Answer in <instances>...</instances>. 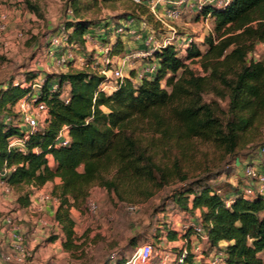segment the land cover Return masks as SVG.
<instances>
[{
    "label": "trees",
    "instance_id": "1",
    "mask_svg": "<svg viewBox=\"0 0 264 264\" xmlns=\"http://www.w3.org/2000/svg\"><path fill=\"white\" fill-rule=\"evenodd\" d=\"M23 1L40 15L36 4ZM148 2L67 0L73 20L58 33H65L70 46L86 53L87 34L95 33L103 41L109 27L88 17L90 13L122 3L129 9L125 20L148 23L136 15L139 10L147 14ZM200 14L215 24L204 39L206 52L194 43L181 56L175 45L156 50L154 74L138 78L132 72L112 91L101 89L109 80L89 66L30 72L22 82L0 86V171L9 169L1 179L19 190L28 188L16 200L20 208L30 205L34 190L59 179L51 190L58 200L53 219L65 236V248L77 247L72 209H83L94 187L124 202L148 200L166 186L178 185L170 199L187 218L199 211L195 219L208 234V251H223L229 264H264V200L244 198L237 187L228 198L212 184L231 174L247 144L259 145L257 135L264 129V59L250 58L264 43V0L206 5ZM188 60L197 62L202 72L187 65ZM41 77L38 99L48 106L49 119L30 134L24 151L10 148L13 139L26 135L14 106L33 92ZM64 91L68 102L62 99ZM65 126L70 142L58 146L56 137ZM167 237L173 241L179 234L167 230ZM57 239L54 235L50 241ZM194 257L190 252L184 264H196Z\"/></svg>",
    "mask_w": 264,
    "mask_h": 264
},
{
    "label": "rangeland",
    "instance_id": "2",
    "mask_svg": "<svg viewBox=\"0 0 264 264\" xmlns=\"http://www.w3.org/2000/svg\"><path fill=\"white\" fill-rule=\"evenodd\" d=\"M66 1L31 0L33 4L38 6L39 15L29 10L23 0H1L0 7L2 11L13 8L18 11L16 16L20 25L18 29L23 30L24 37L18 40L15 39L8 50L0 49V85H2L3 80L11 76H20V80L17 82H22V80H25L26 74L30 72L46 73L48 70L66 72L71 66L74 69H82L85 67L82 65L84 57L88 59V62H92V57L96 55L94 51L81 52L83 54L81 56L80 52L76 50L77 45H74L77 46L74 48L76 52H72L75 60L67 66H57L54 63V58L47 56L50 38L59 34L58 30L67 22L73 20V15L68 10ZM149 4L148 2V6ZM164 7H167V3L162 0L158 3L159 13L163 12ZM128 10L122 3H118L115 7L102 5L96 12H92L88 16L109 24L106 33L101 36L104 40L100 43L89 44V48H94L93 45H95L97 51L99 50L97 56L99 55L101 61L96 70L100 72L105 68L104 59L106 54L104 51L106 49L111 50L113 60L117 62V65L123 67L124 76L128 78L132 72L136 75L143 73L149 64L158 66V61L155 60L153 52L155 43L150 45L145 43L151 35L154 37L155 42L160 44L169 35V30L172 27L179 36V39L175 41V46L180 50L179 56H181L185 52L183 50L193 43L202 52H206L207 46L204 44V39L211 34L209 29L213 32L215 28L213 18H203L196 6L182 8L181 18L175 22H170V27H165L153 15L151 16L149 6L147 14L140 15V10L136 13L137 16H143L148 20L149 26L146 29L137 27V33L125 32L119 34L117 28L120 23L125 21L124 16ZM102 31H98L99 34H103ZM57 53H62L61 48L57 50ZM250 58L255 61L264 59V43L256 46ZM186 64L197 72H202L201 66L197 62L188 60ZM112 67L110 66V68ZM109 82L113 84L115 79L111 76ZM162 83L164 85L165 81L163 80ZM209 98L210 96L206 97V99ZM223 105L226 106L225 103ZM19 123L22 126V123ZM260 132L257 135L259 145L247 144L240 151L235 165L236 168H233L231 174L228 176L223 175L212 183L228 198H232L235 187L238 185L237 181L240 182L245 163L250 161L256 164L259 163L254 156L264 147L262 145L264 144V129ZM202 149L205 148L202 147ZM49 161L53 165L52 157H49ZM80 170H82V167H80ZM52 186V184H48L45 193L51 195ZM177 186H166L148 200L137 198L124 202L119 201L113 193L106 189L94 187L87 202L93 201L97 205L96 212H91L87 203L83 209L74 208L71 212L75 222L74 242L77 247L71 250L65 248L63 245L65 236L62 233L61 240L56 243L58 257H50L48 264H52L53 261L58 264H108L109 261L118 262L126 259L136 245L145 243L153 244L156 253L160 251L170 252L176 262V257L180 256L181 241H184V237L188 238V234L183 238L180 236L177 240L172 241L167 237V230L174 232V229H179L181 221H185L186 216H189L177 209L170 199L172 190ZM27 189L25 187L24 190L19 191L23 192ZM131 205L136 206L133 212L129 210ZM54 227L52 226V230L44 232L40 244L35 250H32L33 255L37 248L50 246L51 249H55L52 248L50 241L54 235L57 236L54 234ZM181 234L183 235L182 232ZM190 248L191 244H189ZM194 261L198 264L203 259L194 257Z\"/></svg>",
    "mask_w": 264,
    "mask_h": 264
},
{
    "label": "built area",
    "instance_id": "3",
    "mask_svg": "<svg viewBox=\"0 0 264 264\" xmlns=\"http://www.w3.org/2000/svg\"><path fill=\"white\" fill-rule=\"evenodd\" d=\"M140 2L141 0H136ZM162 0H149L150 11L152 15L156 18L158 22H160L165 27H170V22H175L181 18L182 8L185 7H194L196 6L198 12L200 13L204 6L206 5H217L224 6L230 0H163L167 3V7L163 8V12L159 13L158 11V3ZM207 19L208 17H203ZM9 15L4 12H0V49L8 50L11 44V41L7 38V33L9 29ZM148 23L144 19H136V18H128L124 22L120 24L117 28V32L119 34H123L125 32H130L132 34L137 33V27L141 29H146L148 27ZM210 33H213L211 29H209ZM169 35L166 36L160 44L156 43L154 37L151 35L147 41L145 42L147 45L155 43V47L153 52L156 50H160L161 48L175 45V41L179 39V36L176 34V30L172 27L169 30ZM209 33V32H208ZM88 36V35H87ZM24 37V32L21 29H18L14 34V39H22ZM89 38V36L87 37ZM191 40V39H190ZM60 47H65L62 53H57V49ZM76 46H70L67 42V37L65 33L61 32L50 38V45L47 49V56L49 58H54V63L57 66H67L71 61L75 60V56L72 52H76L78 50L74 49ZM185 50V49H184ZM183 50V51H184ZM111 50L106 49L104 53L106 57L104 59L105 68L101 71L107 78L110 79L112 76L115 79V82L112 84L110 82H106L102 85V90L104 91H112L117 88L124 81V73L123 67L117 65V62L113 60V55L110 53ZM80 55L83 54L79 51ZM99 56V55H98ZM97 55L92 57V62H88V59L83 58L84 61L82 65L85 67L96 68L101 59H99ZM116 63V64H115ZM110 66L112 68H110ZM156 66L154 64H149L146 66L145 71L141 74H138V78H142L144 75H152L156 72ZM111 74V75H110ZM144 74V75H143ZM137 78V79H138ZM42 82V77L35 81L33 84V92L28 94L26 97L19 100L14 106V113L17 114L18 120L22 123V127L26 132V135L21 138H15L12 140L10 144V148H19L20 150H25V142L29 138L30 134L37 131L39 128L43 127L44 124L49 119V110L48 106L45 102L39 101L38 92L40 90V84ZM57 86H54L56 89ZM62 99L68 102V93L64 91L62 94ZM10 120V118H7ZM70 142L69 130L68 127H63L59 134L56 137V144L58 146H67ZM258 156H264V147L257 154ZM9 172L8 168H4L0 171V178H4L6 174ZM5 186L9 188V185L5 180L2 179ZM236 186L238 188V192L244 197L248 199H254L257 197H261L264 200V168H261L258 164L250 161L245 163L243 175L240 177V182H238ZM40 200L43 204L48 202L53 203L57 202V198L53 197L52 194L49 195L47 193H43L40 196ZM88 209L91 212H96L97 205L93 201L87 202ZM136 206H130L129 210L132 212L135 211ZM38 224L40 228L47 229L49 228V222L40 218L38 220ZM8 223L12 224V220H8ZM179 229H174L177 233H179V237L183 238L185 235L189 234L186 238L184 237V241H182L180 256L176 257V262L174 261L173 255L168 251H160L156 253L154 250L153 244L145 243L136 247L130 255L126 258L124 264H184L185 257L192 252L195 257L203 259L206 264H229L226 261V255L223 251L218 249H213L212 251H208L206 246V242L208 241V234L200 224L198 220L193 218H186L185 221H181ZM183 233V235L181 234ZM195 240V241H194ZM189 244H191V248L189 249ZM205 251H204V248ZM13 253L11 255H6L4 258L6 261L14 262L15 264H35L34 255L32 249L28 245L26 238L23 234L16 232L14 234V242L12 244ZM114 264L115 262L112 261ZM52 264H58L56 261H53Z\"/></svg>",
    "mask_w": 264,
    "mask_h": 264
},
{
    "label": "crops",
    "instance_id": "4",
    "mask_svg": "<svg viewBox=\"0 0 264 264\" xmlns=\"http://www.w3.org/2000/svg\"><path fill=\"white\" fill-rule=\"evenodd\" d=\"M0 12H6L9 15L10 21L7 38L12 43L15 40L14 34L20 27L17 21L18 19L16 18L18 11L14 8L8 11H2L0 7ZM87 35L89 36V38H87V42L85 45L86 51H94V53L97 55V53L99 52V50L97 51V47L93 45L94 48H89V44L100 43L101 40L98 36H96L95 33L89 32ZM46 73L59 72L48 70V72ZM18 80H20V76H11L10 78L3 80L1 83L5 85L11 81L18 83ZM254 158H256L259 163H262V166L264 167V156L260 158V156L256 155L254 156ZM59 182V179H56L54 183L48 184L54 185L58 184ZM48 184H46L41 189L34 190L33 194L31 195L30 205L28 207L20 208L16 203V200L20 194L19 189L13 186L7 188L0 178V264H15L14 262L6 261L4 257L13 253L12 244L14 242V234L16 232L23 234L30 248L32 250H35V248L40 244L44 232L52 230V226H55L54 234L58 236L57 240L51 242L52 248L54 247L55 249H51L50 246H46L45 248H37V251L34 252V262L35 264H48V260L50 257H58V248L56 247V243L61 240L62 232L58 223L53 219V214L58 203L48 202L46 204H43L40 200V196L47 191L46 188ZM199 214V211L196 210L194 214L195 217H193V219L198 217ZM40 218H44L49 223H51L50 227L42 230L38 224V220ZM8 220H12L13 223H8Z\"/></svg>",
    "mask_w": 264,
    "mask_h": 264
}]
</instances>
